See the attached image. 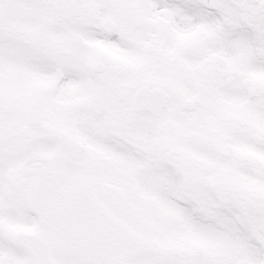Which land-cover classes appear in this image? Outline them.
Masks as SVG:
<instances>
[{"label": "snow or ice", "instance_id": "1", "mask_svg": "<svg viewBox=\"0 0 264 264\" xmlns=\"http://www.w3.org/2000/svg\"><path fill=\"white\" fill-rule=\"evenodd\" d=\"M0 264H264V0H0Z\"/></svg>", "mask_w": 264, "mask_h": 264}]
</instances>
